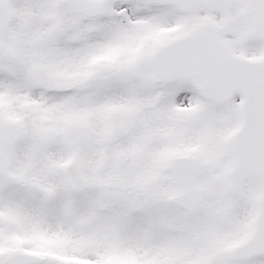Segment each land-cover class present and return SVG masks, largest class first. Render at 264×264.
<instances>
[{
    "label": "snow or ice",
    "instance_id": "1",
    "mask_svg": "<svg viewBox=\"0 0 264 264\" xmlns=\"http://www.w3.org/2000/svg\"><path fill=\"white\" fill-rule=\"evenodd\" d=\"M0 264H264V0H0Z\"/></svg>",
    "mask_w": 264,
    "mask_h": 264
}]
</instances>
